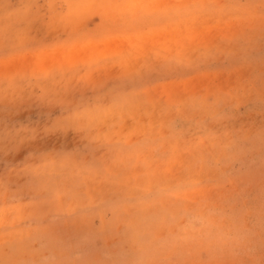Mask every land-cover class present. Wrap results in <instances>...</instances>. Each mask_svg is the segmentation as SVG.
I'll list each match as a JSON object with an SVG mask.
<instances>
[{
	"label": "rangeland",
	"instance_id": "1",
	"mask_svg": "<svg viewBox=\"0 0 264 264\" xmlns=\"http://www.w3.org/2000/svg\"><path fill=\"white\" fill-rule=\"evenodd\" d=\"M0 264H264V0H0Z\"/></svg>",
	"mask_w": 264,
	"mask_h": 264
}]
</instances>
